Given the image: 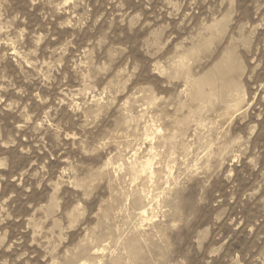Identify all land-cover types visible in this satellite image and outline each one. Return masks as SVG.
Here are the masks:
<instances>
[{
    "label": "rangeland",
    "instance_id": "374dc122",
    "mask_svg": "<svg viewBox=\"0 0 264 264\" xmlns=\"http://www.w3.org/2000/svg\"><path fill=\"white\" fill-rule=\"evenodd\" d=\"M0 264H264V0H0Z\"/></svg>",
    "mask_w": 264,
    "mask_h": 264
},
{
    "label": "bare ground",
    "instance_id": "6f19581e",
    "mask_svg": "<svg viewBox=\"0 0 264 264\" xmlns=\"http://www.w3.org/2000/svg\"><path fill=\"white\" fill-rule=\"evenodd\" d=\"M133 167H134V166H133ZM145 169H146V168H145ZM145 169H144V170H145ZM131 170H132V169H131ZM133 170H134V169H133ZM136 172H137V171H136Z\"/></svg>",
    "mask_w": 264,
    "mask_h": 264
}]
</instances>
